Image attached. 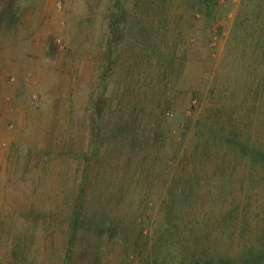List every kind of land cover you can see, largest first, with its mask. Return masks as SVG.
<instances>
[{
    "label": "rangeland",
    "instance_id": "rangeland-1",
    "mask_svg": "<svg viewBox=\"0 0 264 264\" xmlns=\"http://www.w3.org/2000/svg\"><path fill=\"white\" fill-rule=\"evenodd\" d=\"M263 22L264 0H0V264H147L183 168L218 252L232 226L241 248L261 237L260 176L225 168L222 140L194 146L212 91L225 129L264 138Z\"/></svg>",
    "mask_w": 264,
    "mask_h": 264
},
{
    "label": "trees",
    "instance_id": "trees-1",
    "mask_svg": "<svg viewBox=\"0 0 264 264\" xmlns=\"http://www.w3.org/2000/svg\"><path fill=\"white\" fill-rule=\"evenodd\" d=\"M264 23V22H263ZM256 39H258L256 64V74L254 78L255 101L253 103L254 110L260 112L259 116L264 113V27L255 26ZM260 39H263L261 44ZM231 50V46H230ZM245 51V49H244ZM219 85V81H216ZM212 102L215 106V113L218 115L216 124H208L209 140L205 141L203 131L197 134L194 149L198 151L202 144L214 143L216 141L225 142L224 149V167L231 166V162L235 156L243 161L247 175L251 176L255 173L260 176L264 183V138L260 137L257 141L245 138L246 132L233 131L231 128L224 127L225 120V104L223 99H231V94H220L215 98V92L212 91ZM231 101V100H230ZM263 111V113H262ZM222 112V115L219 113ZM258 116V117H259ZM224 121L222 122L221 121ZM234 136V137H232ZM238 140H237V139ZM97 150V149H96ZM96 152V151H95ZM97 153V152H96ZM199 153H195L198 155ZM196 164L200 162V158L195 157ZM177 174L173 179L172 189L170 190L171 203L166 207L167 219L163 226L155 229L156 240L147 248V264H264V234L252 243L245 242L241 244V233L235 227H231L227 238L226 250L218 252V249L209 244L210 231L207 229L203 215L208 209L202 203H193L185 205L183 203L189 198L194 191V185L204 181L198 173L192 175L190 170ZM204 195L197 194L196 197ZM83 206V203H81ZM82 207L70 208L68 216L70 217V228L75 234L77 231V223L80 218ZM82 216V215H81ZM14 218V217H13ZM12 219L8 222L7 231L14 228ZM7 224L6 221H4ZM86 223L83 222V228ZM221 224L217 228L221 230ZM81 228V226H80ZM10 229V230H9ZM217 229V230H218ZM225 232V231H223ZM12 234V232H8ZM239 239H236L235 236ZM90 245V244H89ZM70 255V254H69Z\"/></svg>",
    "mask_w": 264,
    "mask_h": 264
},
{
    "label": "built area",
    "instance_id": "built-area-1",
    "mask_svg": "<svg viewBox=\"0 0 264 264\" xmlns=\"http://www.w3.org/2000/svg\"><path fill=\"white\" fill-rule=\"evenodd\" d=\"M0 175H1V172H0Z\"/></svg>",
    "mask_w": 264,
    "mask_h": 264
}]
</instances>
